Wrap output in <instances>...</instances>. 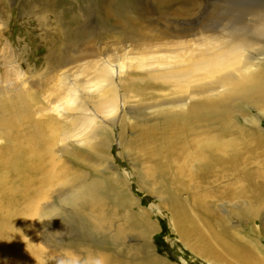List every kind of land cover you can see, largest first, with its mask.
Wrapping results in <instances>:
<instances>
[{
	"label": "bare ground",
	"instance_id": "1",
	"mask_svg": "<svg viewBox=\"0 0 264 264\" xmlns=\"http://www.w3.org/2000/svg\"><path fill=\"white\" fill-rule=\"evenodd\" d=\"M116 1L100 0L109 18L120 12ZM134 2L140 6L143 22L131 23L129 18L119 23L128 35L120 48L125 52L135 50L139 56L168 54L174 48L184 47L186 31L192 36L203 18L202 14L193 20L176 19L178 0ZM89 4L94 6L95 2ZM248 16H251L249 22L243 18L230 20L233 26L227 29L230 44L236 46L231 49L240 68L230 71L215 87L207 83L194 86L201 88L199 93L193 89L180 97L162 96L159 106L146 109L159 115L158 128L163 136L156 140L158 128H153L146 137L154 141L150 139L141 151L147 155L148 162L156 159L158 162L145 171V177L152 180L158 176L156 179L165 181L167 172L173 175L169 182L173 187L171 215L179 232L184 237L199 238L200 243L209 246L216 263L221 257L244 260H240L243 256L240 240L231 244L227 235L229 243L224 242L228 220L216 217L214 207H221L247 226L260 220L264 231V8L250 11ZM72 47L80 53L57 57L49 75L52 76L50 90L65 87L67 107L73 106L72 116L65 113L63 104L51 109L52 113L63 115L67 129L74 133L65 140L67 144L63 148L71 157L76 147H88L95 152L109 150L108 146L112 145L109 132L120 127V109L124 108L117 92L124 69L119 61L111 60L108 54L103 56L99 49L83 51L87 50L84 40L70 41L65 52H71ZM242 49H246L244 59L245 54L240 55ZM87 58L94 60L86 61ZM218 59L203 64L209 67V63ZM248 60L253 61L252 66ZM225 67L227 64H218L211 73ZM161 69L167 71L169 67ZM158 70L159 67L151 68L153 73ZM92 80L103 87H88L87 81ZM21 106L22 114L28 115L29 108L23 100ZM231 117L235 120L233 125L228 122ZM239 121L244 124L240 126ZM49 128L57 132L59 124L54 120L36 124L31 141L0 147V264H131L130 253L147 256L149 247L144 246L147 242L139 250L124 245L133 233L141 241L147 240L155 230L153 216L141 206L140 200L125 191L128 182L111 161L95 166L94 171L102 169L103 173L98 172L101 177L85 173L66 175L62 179L64 190L53 198V204L43 205L50 197L48 145L57 138L56 133L51 139L45 137ZM149 142L155 145L154 149H150ZM249 165L253 168L249 169ZM185 177L189 183L196 182V189H190ZM225 205L230 210H225ZM61 207L78 216L84 233L64 239L55 247L62 252L57 258L38 247V232L45 231L46 243L53 244L59 230H49V223ZM195 208L201 218L197 217ZM202 224L209 226L208 233ZM215 227L223 230L224 237L215 232ZM95 237L101 241L96 247ZM258 245V240L252 241L247 251L253 257L250 259L258 258V263L264 264V251ZM72 254L79 259L71 258Z\"/></svg>",
	"mask_w": 264,
	"mask_h": 264
},
{
	"label": "rangeland",
	"instance_id": "2",
	"mask_svg": "<svg viewBox=\"0 0 264 264\" xmlns=\"http://www.w3.org/2000/svg\"><path fill=\"white\" fill-rule=\"evenodd\" d=\"M90 1L95 2L94 6H90ZM116 3L120 12L109 18L100 0H0V147L31 141L36 124H47L49 120L59 124L57 132L49 128L45 133L47 139L53 138L55 133L57 138L48 145L50 160L46 168L51 170V185L48 188L49 200L43 205L53 204V198L64 190L62 179L66 175L85 173L101 177L103 175L98 172L100 170L103 173L102 169L94 171L95 166L111 161L128 182L125 191L140 200L141 206L151 212V222L155 224V230L147 240L141 241L134 233L127 237L124 247L139 250V246L145 242L147 243L144 246L149 247L147 256L138 257L130 253L131 264H143L144 261L147 264H259L258 258L250 259L253 257L247 251V245L258 240V247L264 251V231L260 220L247 226L230 217L221 207L213 208L216 217L228 220L224 242L229 243V235L231 244L237 239L243 243L239 250L243 255L240 260L244 261L221 257L216 263L211 257L210 247L200 243L199 238L182 236L176 219L171 215L173 202L170 199V190L173 187L171 188L169 182L173 175L167 172L165 181L156 179L158 176L147 180L145 171L156 165L158 159L148 162L147 155L141 150L151 139L146 137L150 136L153 128L159 127L160 122L157 113L146 109L159 106L164 99L162 96L188 95L195 89L194 86L207 83L215 87L230 71L241 67L231 49L236 46L230 44L227 30L228 26H233L230 20L243 18L249 22L251 16H248V12L263 9L264 0H205V3L202 0H178L175 7L176 19L193 20L203 14L200 25L195 27L192 36L186 31L184 47L174 48L168 54L140 56L131 47L129 52L120 48L128 35L119 26L121 21L129 18L131 23L143 22L140 6L134 0H117ZM73 40L85 41L87 50L83 51L93 52L99 49L98 52L103 56L108 54L111 60L119 61L124 69L117 92L124 108L120 109V127L109 132L112 139V145H107L109 150L95 152L88 147H76L77 150L75 149V154L71 157L63 148L67 144L65 140L74 133L67 129L63 115L52 113L51 109L57 104H63L67 111L65 113L72 116L73 106L67 107L65 87L50 90L52 76L49 75L50 66L57 57L79 52L76 47H72L71 52H65L67 45ZM126 43L130 46L129 42ZM242 53L245 54L243 59L247 57L246 49H242L240 55ZM212 58L219 59L209 63V67L207 63L203 64ZM221 63L227 64V67L212 74L211 69H216L215 66ZM248 65L252 66L253 61L248 60ZM164 66L169 67V70L163 71L161 68ZM152 67H159V70L153 73ZM87 83L92 89L103 87L98 81ZM195 90L197 93L201 92L199 87ZM21 100L29 108L28 115L22 114ZM234 121L231 117L229 125ZM242 121H239L240 126L244 124ZM262 123L264 126V122ZM162 136L163 132L158 128L156 140ZM152 140L154 141L153 138ZM148 145L150 149L155 148L153 143L149 142ZM248 168L253 166L249 165ZM188 180L189 178H184L190 189H196V182L189 183ZM225 208L230 210L231 207L225 205ZM195 211L197 217L201 218L196 208ZM202 225L208 233L209 226ZM49 228L51 231L54 228L59 230L53 244L49 241L46 243L45 231H40L38 247L57 258H60L62 252L55 247L66 241L64 239L84 233L78 216L63 208L53 214ZM214 230L224 237L221 228L215 227ZM93 240L95 247L101 244L97 237ZM72 257L79 259L76 254H72Z\"/></svg>",
	"mask_w": 264,
	"mask_h": 264
}]
</instances>
